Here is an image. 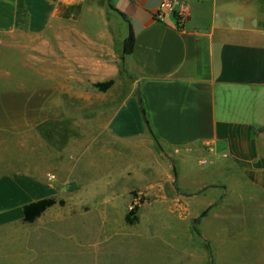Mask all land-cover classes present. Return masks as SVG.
Listing matches in <instances>:
<instances>
[{
	"label": "crops",
	"instance_id": "1",
	"mask_svg": "<svg viewBox=\"0 0 264 264\" xmlns=\"http://www.w3.org/2000/svg\"><path fill=\"white\" fill-rule=\"evenodd\" d=\"M22 1L0 0V264L33 261L42 238L71 244L75 264H263L264 0H182L181 25L161 0ZM27 136L30 154L10 158ZM106 154L123 161L112 179ZM46 197L64 204L24 222ZM136 225L161 263L114 262L116 229Z\"/></svg>",
	"mask_w": 264,
	"mask_h": 264
},
{
	"label": "rangeland",
	"instance_id": "2",
	"mask_svg": "<svg viewBox=\"0 0 264 264\" xmlns=\"http://www.w3.org/2000/svg\"><path fill=\"white\" fill-rule=\"evenodd\" d=\"M101 4L102 6L106 7V2L105 0H101ZM62 134V133H60ZM58 134V135H60ZM60 136H63L60 135ZM8 141V140H7ZM9 143L12 144L9 147V152L11 157H14V154H16V151L19 149V144H21L23 153H29L30 154V148L33 146L31 145V141L29 139V136H27V138H21L20 140L18 139H9ZM36 143V142H35ZM43 147H46V143L45 141H42ZM28 154V155H29ZM8 157V155H6ZM121 156H118L117 158L115 156H109L108 154L104 155L101 157L102 163L99 164V169L100 170H104L105 172H107V174H105V178L108 179H112L113 176L115 177V175H117L119 171H117L116 169H120L121 165L123 164V161L120 159ZM95 158V157H94ZM129 158V157H128ZM28 156H27V160H28ZM96 159V158H95ZM135 163V162H134ZM152 164L156 165L157 163L154 161H152ZM204 168H211V166H209L208 164L203 166ZM203 167H199L197 166V169H204ZM94 171V169H93ZM172 171L173 173H176V168L172 167ZM117 173V174H116ZM90 178H93V172H92V176ZM126 184H128L127 182H125ZM129 183L131 184L132 182L129 181ZM128 184V185H130ZM122 187V186H121ZM137 197V201H139L140 199L138 198L137 192H135V195ZM116 207L118 208L117 211L113 212L114 215H116L117 218H120V216L122 215L123 211H124V198L123 201L120 199L116 202ZM132 205V203H131ZM119 216V217H118ZM123 216V215H122ZM98 222L95 217H93V214H91V216L89 215V217L87 218V223L89 224H94ZM124 223V222H123ZM92 228V226H91ZM196 229L200 230L199 226L195 227ZM139 229V225H136L135 227L133 226H127L125 228H122L121 226H119L116 229V235H114L112 237V239L110 240V242L116 247L113 248V259L114 262H121L123 260H138V261H147V262H151V263H156L159 262L161 263V239H158V237L156 236H152V237H144L142 234L143 231H137ZM86 254L84 256V260L87 263H90L93 261V252L92 251V244H94V242L96 241V239L98 238L97 236V232L95 233L94 231V227L91 229L90 233H86ZM194 239L197 238V236H193ZM199 239V238H197ZM71 244H68L65 241L61 242V238H56L49 242L46 241V239L44 240V238H42V240L38 243V247H39V253L38 256H35L34 259H32L33 261H31V258L28 257L27 259V255L25 256V259L28 260V262H26V264H35L37 262V264H75L76 261H78V256L73 254V249L72 246H70ZM91 248V249H90ZM47 249H49L50 251H48ZM53 250V253H52ZM63 250V252H62ZM72 250V251H71ZM49 252V253H48ZM53 254V255H52ZM51 255V259H47V256ZM173 253H170V257H172ZM102 255H100L101 258ZM81 258V257H80ZM102 259V258H101ZM169 259V258H168ZM167 259V260H168ZM264 264V263H263Z\"/></svg>",
	"mask_w": 264,
	"mask_h": 264
},
{
	"label": "trees",
	"instance_id": "3",
	"mask_svg": "<svg viewBox=\"0 0 264 264\" xmlns=\"http://www.w3.org/2000/svg\"><path fill=\"white\" fill-rule=\"evenodd\" d=\"M17 7H18V12L23 14L24 13V6H23V1L22 0H17ZM132 45H133V36L132 33L130 32L129 35L126 37L124 40V47L123 50L125 53H130L132 50ZM113 81L109 80L106 82H97L94 83V86L99 89L100 91H105L107 88H109L112 85ZM254 133L257 132H264V128H253L252 129ZM59 204L63 205L64 200L63 199H55L54 197H46L42 199H38L36 201H32L29 203H26L23 205L22 210H23V221L24 222H32L34 221L37 217H39L48 207ZM138 206L137 204H132L131 207L129 208L128 212L126 213L125 220L127 223L131 224L136 220V210Z\"/></svg>",
	"mask_w": 264,
	"mask_h": 264
},
{
	"label": "built area",
	"instance_id": "4",
	"mask_svg": "<svg viewBox=\"0 0 264 264\" xmlns=\"http://www.w3.org/2000/svg\"><path fill=\"white\" fill-rule=\"evenodd\" d=\"M166 14L175 15L178 25H181L189 15V8L182 0H161L157 15L161 18Z\"/></svg>",
	"mask_w": 264,
	"mask_h": 264
},
{
	"label": "water",
	"instance_id": "5",
	"mask_svg": "<svg viewBox=\"0 0 264 264\" xmlns=\"http://www.w3.org/2000/svg\"><path fill=\"white\" fill-rule=\"evenodd\" d=\"M108 3H109V0H108ZM137 99H138L139 104H140V107H141V109H142V111H143V106H142V102H141V98H140L139 90H137ZM143 116H144V120H145V123H146V126H147V129H148L149 133L151 134V136L153 137V139L156 141L157 145L161 148V146H160V144H159V142H158L156 136L154 135L153 131L151 130V127H150V125H149V122L147 121V118H146V116H145L144 111H143ZM204 214H205V211H203L202 215H204Z\"/></svg>",
	"mask_w": 264,
	"mask_h": 264
}]
</instances>
